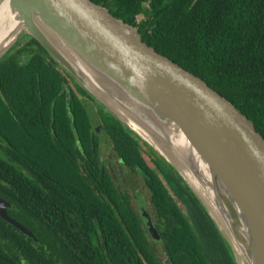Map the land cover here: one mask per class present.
I'll return each mask as SVG.
<instances>
[{
    "label": "trees",
    "instance_id": "obj_1",
    "mask_svg": "<svg viewBox=\"0 0 264 264\" xmlns=\"http://www.w3.org/2000/svg\"><path fill=\"white\" fill-rule=\"evenodd\" d=\"M89 1L232 106L264 142V0ZM93 123L139 176L152 231L130 193L99 170ZM0 199L35 239L0 220V264H235L175 171L31 39L0 59Z\"/></svg>",
    "mask_w": 264,
    "mask_h": 264
},
{
    "label": "water",
    "instance_id": "obj_2",
    "mask_svg": "<svg viewBox=\"0 0 264 264\" xmlns=\"http://www.w3.org/2000/svg\"><path fill=\"white\" fill-rule=\"evenodd\" d=\"M3 2L20 29L0 51V59L20 45V38L33 40L79 88L175 171L226 240L235 264H239L236 250L243 264H264V142L246 118L198 79L143 44L134 28L89 0ZM113 109L161 143L163 128L176 130L187 148L189 164L193 155L205 168L206 180L191 172L209 192L226 232L219 229L177 168ZM135 204L152 231L141 199ZM9 208L0 199V220L35 242L7 216Z\"/></svg>",
    "mask_w": 264,
    "mask_h": 264
},
{
    "label": "bare ground",
    "instance_id": "obj_3",
    "mask_svg": "<svg viewBox=\"0 0 264 264\" xmlns=\"http://www.w3.org/2000/svg\"><path fill=\"white\" fill-rule=\"evenodd\" d=\"M20 25L15 20V15L12 13L6 2L0 4V51L6 48L10 42L12 41L14 35L19 31ZM88 76V75H87ZM89 83L95 87H97L96 83L88 76ZM113 108V107H112ZM114 110V109H113ZM119 116L125 121L128 126L134 130L144 141H146L149 145L155 148V150L166 159H168L179 171V173L183 176V178L187 181L189 186L193 189V191L200 198L206 209L208 210L211 217L214 219L215 223L223 232L225 231L224 224L220 215L217 213L216 209L210 202V194L207 190L202 188L191 170L197 172L204 180L207 179L205 174V168L201 166V164L196 161L195 157L192 155L191 162L189 164L187 148L182 140V138L178 135L176 130L167 126L161 130V137L163 143L158 140L151 139L145 133H143L139 128L134 126L126 116L121 115L118 110H114ZM166 144V146L164 145ZM226 234V233H225ZM236 254L238 257L239 264H243L238 251L236 250Z\"/></svg>",
    "mask_w": 264,
    "mask_h": 264
},
{
    "label": "flooded vegetation",
    "instance_id": "obj_4",
    "mask_svg": "<svg viewBox=\"0 0 264 264\" xmlns=\"http://www.w3.org/2000/svg\"><path fill=\"white\" fill-rule=\"evenodd\" d=\"M26 39V38H25ZM28 41V38H27ZM25 41L24 43H26ZM23 45V43H22ZM71 84V83H69ZM72 85V84H71ZM71 90L75 93V88L72 85ZM85 111L88 114V116L91 118V121L94 119L95 121L97 120V115H96V109L95 106L88 102L85 98ZM96 115V116H95ZM97 122V121H96ZM98 123H93L92 124V130L93 133L97 139V146H98V152H97V162H98V168L100 171L104 172L109 180L113 182L115 185L119 186L120 191L122 192V181H125L126 177L123 176L122 178V163L119 161V159L115 156V154L111 151V147L108 144L107 139L103 136V133L97 132L94 128L95 125ZM93 162V158L91 159ZM124 169V168H123ZM132 176V175H130ZM125 177V178H124ZM133 203L136 207V202L137 199H141V201L144 204V211H146L145 207V202L143 201V197L141 195L137 196H132ZM137 209V208H135ZM138 212V211H136ZM139 214V213H138ZM140 216V215H139ZM143 222V221H142Z\"/></svg>",
    "mask_w": 264,
    "mask_h": 264
},
{
    "label": "rangeland",
    "instance_id": "obj_5",
    "mask_svg": "<svg viewBox=\"0 0 264 264\" xmlns=\"http://www.w3.org/2000/svg\"><path fill=\"white\" fill-rule=\"evenodd\" d=\"M137 20H140V17H138ZM19 41H20V44H22L25 41H27V38L26 39L25 38H20ZM69 85H70V87H72L71 84H69ZM143 158H144L146 164L148 165V167L151 168V165H150L149 161L145 157H143ZM123 176H125L126 179H125V181H122V192L130 193L131 196H137V197H138V195H141L143 197V199H144L143 201L146 204L145 205V207H146L145 209H146L147 212H149L150 209H149V207L147 205L148 195H147V192H146V190L144 189V187L142 185V182H141L139 176L137 174H135V173L132 176H130V174L128 172H126L122 168V178H123ZM142 204H143V202H142ZM133 207L136 208L135 205H133ZM143 207H144V204H143ZM135 210L137 211V209H135ZM149 214H151V211L149 212ZM154 248H155L159 258L162 259L159 251H157L156 247H154Z\"/></svg>",
    "mask_w": 264,
    "mask_h": 264
}]
</instances>
